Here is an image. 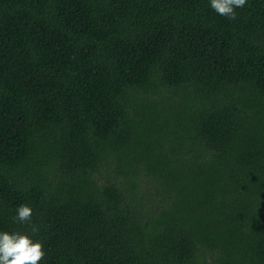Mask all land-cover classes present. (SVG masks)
Segmentation results:
<instances>
[{
  "label": "trees",
  "instance_id": "trees-1",
  "mask_svg": "<svg viewBox=\"0 0 264 264\" xmlns=\"http://www.w3.org/2000/svg\"><path fill=\"white\" fill-rule=\"evenodd\" d=\"M235 12L0 0V232L39 264H264V0Z\"/></svg>",
  "mask_w": 264,
  "mask_h": 264
},
{
  "label": "clouds",
  "instance_id": "clouds-1",
  "mask_svg": "<svg viewBox=\"0 0 264 264\" xmlns=\"http://www.w3.org/2000/svg\"><path fill=\"white\" fill-rule=\"evenodd\" d=\"M247 0H210L211 7L222 16L236 19L235 9L245 6ZM33 209L27 203L18 206L14 220L21 223L31 221ZM38 229L33 226L32 233ZM45 251L42 241H34L30 235L20 232H0V264H39Z\"/></svg>",
  "mask_w": 264,
  "mask_h": 264
}]
</instances>
